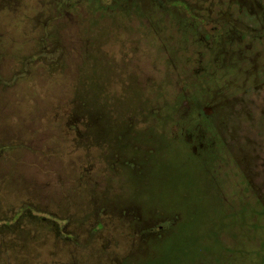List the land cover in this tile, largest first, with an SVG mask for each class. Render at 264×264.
<instances>
[{
    "label": "rangeland",
    "instance_id": "obj_1",
    "mask_svg": "<svg viewBox=\"0 0 264 264\" xmlns=\"http://www.w3.org/2000/svg\"><path fill=\"white\" fill-rule=\"evenodd\" d=\"M0 264H264V0H0Z\"/></svg>",
    "mask_w": 264,
    "mask_h": 264
}]
</instances>
